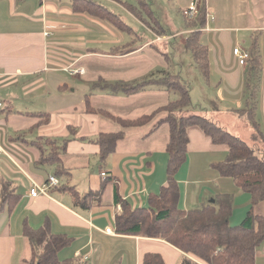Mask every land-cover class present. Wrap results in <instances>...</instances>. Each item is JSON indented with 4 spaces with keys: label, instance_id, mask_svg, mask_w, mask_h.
<instances>
[{
    "label": "crops",
    "instance_id": "1",
    "mask_svg": "<svg viewBox=\"0 0 264 264\" xmlns=\"http://www.w3.org/2000/svg\"><path fill=\"white\" fill-rule=\"evenodd\" d=\"M205 2L209 17L201 41L209 52L208 76L198 70L197 63L196 67L208 80L209 87L221 90V99L220 105L210 106L212 109L205 103L198 106L208 112L207 118L230 133L252 147L263 148L252 127L240 116V111L246 109L250 63L241 66L234 50L240 48L250 55L258 52L261 56L262 85L256 118L264 134V0ZM73 4L74 0H0V102L4 105L0 111V192L4 182H12V188L21 197L13 213L6 209L0 214V264H26L31 251L23 236V223L27 220L37 229L47 219L53 234L73 239L60 252L61 260L142 264L147 253H157L166 264H179L185 254L164 240L116 233L115 218L122 210L118 198L134 208L145 207L149 196L158 194L167 185L166 147L170 130L165 128L166 124L154 125V130L133 134V139L123 131L125 137L118 142L116 151L107 164L101 163L99 146L89 140H95L100 133H109V128L114 127L103 124L100 113H113L114 109L98 103V99L107 97L105 102L108 97H117L120 92L113 93L106 85L122 79L119 75L104 77L100 73L91 77L90 59H117L126 55L113 53V46L125 40L98 17L76 12ZM80 90L84 97L77 96ZM95 99L97 104L93 103ZM87 100L96 111L87 109ZM35 111L49 114L51 122L31 131L37 120L27 114ZM19 118L24 120L23 127L16 122ZM68 126L78 133L62 157L63 166L70 172L69 180L63 182L83 196L101 190L109 179L99 202L90 209L76 207L69 192L59 186L47 196H30L32 183L47 182L50 176H55V167H39L36 163L41 153L29 142L40 136L67 138ZM191 133L196 134V141ZM189 135L188 160L177 174L180 207L195 209L214 201L219 194H231L234 205L230 224L240 225L252 207L251 196L236 188L232 179L221 176L214 166L226 159L227 147L215 145L197 127L190 128ZM139 140L143 145L134 147ZM194 142L197 151L191 152ZM94 162L98 169L90 168ZM254 212L264 215V201L254 207ZM108 228L113 233H107ZM256 264H264V244L256 253Z\"/></svg>",
    "mask_w": 264,
    "mask_h": 264
},
{
    "label": "trees",
    "instance_id": "2",
    "mask_svg": "<svg viewBox=\"0 0 264 264\" xmlns=\"http://www.w3.org/2000/svg\"><path fill=\"white\" fill-rule=\"evenodd\" d=\"M125 6L135 13L132 6ZM151 18L154 17L148 4L144 5ZM73 8L76 12H84L95 17L111 19L114 15L103 6L92 0H74ZM184 13V12H183ZM138 15V14H136ZM184 16V15H183ZM208 11L205 0H202L199 15L188 20L186 27L191 31L187 37L186 47L194 56L198 70L208 76V48L202 44V33L207 26ZM155 21L156 19L153 18ZM129 53V52H127ZM124 53V54H127ZM123 55V54H122ZM247 78L246 109L240 111V116L254 131V137L264 146V134L256 118L258 97L262 85V59L258 52L250 55ZM169 90L180 93L181 99L167 106L161 107L152 115H144L135 120L123 119L109 112L100 111L102 115L118 123L125 129L140 128L153 122L161 113H166L156 124H168L170 129L169 142L166 151L169 155L167 165V185L158 194H151L148 205L134 208L128 201L118 198L122 206L121 212L115 218V230L118 235L138 236L164 240L179 249L185 255L179 264H256V253L264 244V215H257L254 207L264 201V147L251 146L245 140L227 131L218 123L205 115L185 116V110L191 105L188 87L181 83L178 76L167 75L162 80ZM157 80L150 83L156 84ZM157 83H161L158 80ZM145 84V83H144ZM114 92H135L143 87H123L120 84L106 85ZM87 109L92 108L89 100ZM36 119L31 131L51 122L47 113H28ZM197 127L211 139L215 145L227 147V157L223 162L215 164L221 176L230 178L236 188L251 196L252 207L244 221L238 226H232L230 219L233 213V196L219 194L214 201L203 204L195 209L185 210L180 207L181 191L177 181V174L188 160L190 144L189 130ZM69 136L63 139L40 136L30 141V145L40 151V159L36 163L39 167H55V177L61 179L59 187L68 191L74 205L90 209L99 202L104 186L99 191H89L81 195L79 191L64 183L69 180L70 172L63 166V155L68 145L77 137V129L68 126ZM125 137L123 131L114 133H100L93 141L99 146V157L103 165L116 151V146ZM21 197L12 188V182H4L0 192V214L6 209L13 213ZM23 236L27 239L31 256L25 260L26 264H84L79 258L61 260L59 254L69 247L73 241L67 235L52 233L50 221L47 219L43 226L34 229L27 220L23 223ZM194 258V259H193ZM142 264H166L163 257L157 253H147Z\"/></svg>",
    "mask_w": 264,
    "mask_h": 264
},
{
    "label": "rangeland",
    "instance_id": "3",
    "mask_svg": "<svg viewBox=\"0 0 264 264\" xmlns=\"http://www.w3.org/2000/svg\"><path fill=\"white\" fill-rule=\"evenodd\" d=\"M93 1L103 6L108 12L114 15L113 17L111 16L110 20L99 17L98 19L106 22L108 26L117 31L118 37H123L125 40V43L113 46V53H129L117 59H90L92 65L90 76L94 78L97 77L95 73H100V75L104 77L119 75L122 81L113 83V85L120 84L123 87H133L138 84L143 85V87L135 92H117L119 93L117 97H108L105 102L104 100L107 97L99 98L98 103L109 105L114 109V112L111 114H115V116L123 119L135 120L144 115H152L158 107L161 108L180 100L181 96L179 92L169 90L168 87L162 83L164 76L169 74L178 76L181 83L188 87L191 94L192 102L185 110V116L208 114L206 110L198 106L200 103H205L207 105L205 106L209 109H212L210 106H215L216 104L220 105L218 99H221V90L209 87L207 83L208 80L197 70L194 56L186 47L187 37L190 32L186 27L188 19L183 16V12L188 8L191 3L188 1L191 0ZM125 4L131 5L135 13L129 10ZM145 4L150 6L154 14L153 18L156 19L155 21L150 17L147 8L144 6ZM112 70L114 72H112ZM153 80H157V82L161 80V83H150ZM108 89L114 93V90H112L110 86ZM79 95L84 97L85 93L80 90L77 96ZM93 103L97 104L96 99ZM30 113H37V111ZM165 115L166 113H161L153 122L147 125L148 127L145 126L143 128L125 129L118 123H113L110 120L108 121L107 117L104 115L101 120L104 122L103 124H111L109 126H114L112 129L109 128V133L124 131L133 139L135 134L143 135L144 132L154 130V125H156L161 118L165 117ZM16 122L22 127L25 125L24 120L21 118ZM29 122H32V120L29 119ZM166 126L165 128L168 130L169 125L167 123ZM115 128H117V130H115ZM191 136L194 138V141L197 140L196 134L191 133ZM191 136L189 135L190 138ZM133 145L134 147H139L143 144L141 140H139ZM196 145L197 143L194 142L192 149H190L191 152L197 151ZM90 168L98 169L95 162L93 165H90Z\"/></svg>",
    "mask_w": 264,
    "mask_h": 264
},
{
    "label": "built area",
    "instance_id": "4",
    "mask_svg": "<svg viewBox=\"0 0 264 264\" xmlns=\"http://www.w3.org/2000/svg\"><path fill=\"white\" fill-rule=\"evenodd\" d=\"M201 0H192L188 8L184 10V17L188 20H192L199 15L201 10ZM209 17V15H208ZM48 35V33L46 34ZM234 55L238 58L239 64L241 66H246L248 60L250 59V53L245 52L240 48L234 50ZM4 107L3 103L0 102V110ZM102 176H106L105 173H102ZM60 182L55 176H50L48 181L43 184L32 183L30 189V196L32 198H37L39 196H47L52 188L59 186ZM107 233H113L112 229H106Z\"/></svg>",
    "mask_w": 264,
    "mask_h": 264
}]
</instances>
